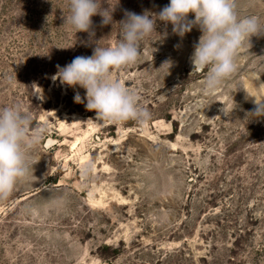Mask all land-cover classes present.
Wrapping results in <instances>:
<instances>
[{
  "label": "rangeland",
  "instance_id": "obj_1",
  "mask_svg": "<svg viewBox=\"0 0 264 264\" xmlns=\"http://www.w3.org/2000/svg\"><path fill=\"white\" fill-rule=\"evenodd\" d=\"M99 2L114 21L94 15L90 36L63 23L68 0H0V106L46 129L36 178L0 199V264H264V116L247 115V92L264 97V35L209 94L189 59L199 29L181 38L157 21L137 63L112 69L151 117L111 121L74 101L85 89L53 81L56 66L117 42L125 10L169 0ZM238 8L264 19V0Z\"/></svg>",
  "mask_w": 264,
  "mask_h": 264
},
{
  "label": "clouds",
  "instance_id": "obj_2",
  "mask_svg": "<svg viewBox=\"0 0 264 264\" xmlns=\"http://www.w3.org/2000/svg\"><path fill=\"white\" fill-rule=\"evenodd\" d=\"M115 6L111 11H101L99 0H68L69 14L63 16V23L71 26L75 33L87 32L91 36L94 35L91 18L100 15L101 25L112 24ZM189 13L193 18L189 19ZM157 21L165 26L171 24L173 34L181 38L193 27L199 29L201 34L193 44L189 59L192 70L207 69L203 86L209 94L237 72V57L245 46L250 49L251 37L264 35V19L257 15H241L238 0H169L156 13L144 10L137 14L125 10L124 18L118 21L120 38L117 42L105 47L95 44L91 56H76L63 67L57 65L53 81L85 89L84 98L77 93L74 101L86 100V109L94 110L96 118L111 121L150 119L151 113L140 102L138 91L114 78L112 69L137 63L142 54V42L157 32ZM166 35L162 33L158 40ZM162 65L169 69L172 62L166 60ZM247 94L254 97L255 105L247 115L264 116V97L258 100ZM235 107L234 102L233 109ZM45 130L34 128L32 116L20 105L0 106V199H6L21 180L29 175L35 177L33 165L38 160L33 158V152Z\"/></svg>",
  "mask_w": 264,
  "mask_h": 264
}]
</instances>
